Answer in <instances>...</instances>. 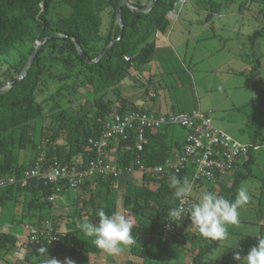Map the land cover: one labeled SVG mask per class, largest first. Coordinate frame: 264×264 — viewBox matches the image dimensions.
Segmentation results:
<instances>
[{
  "label": "trees",
  "instance_id": "16d2710c",
  "mask_svg": "<svg viewBox=\"0 0 264 264\" xmlns=\"http://www.w3.org/2000/svg\"><path fill=\"white\" fill-rule=\"evenodd\" d=\"M57 1L0 0V64L16 50L29 48L23 64L24 72L17 70V75L9 81L14 85L0 92V181L34 167L37 158L42 154L45 155L46 164L59 162L78 167L85 166L95 158V150L89 140L101 134L107 117L113 113L138 109L123 99L122 85L129 74L152 61L155 52L154 39L157 34L166 35L169 32L170 21L167 15L178 0H158L151 10L147 9L155 0L144 5L135 1L136 9L141 12L123 6V31L116 20V11L122 0H61L62 6L68 9V13L64 15L56 13L55 9H58L59 4ZM209 2L213 6V0ZM215 11L213 6L209 17ZM103 12L110 16L106 34L102 33ZM259 14H263V24L251 36L253 42L264 37V4L257 13L258 16ZM74 40L78 42L84 56L80 55ZM40 41L44 43L28 67L29 57L35 50L36 43ZM106 48L108 49L105 52ZM48 50L50 54L45 55ZM101 55L103 56L97 62H89ZM55 65L63 67L66 74L56 78L59 85L53 91L40 97L45 79L56 76L52 73ZM260 66L261 62L258 60L248 76L253 87H257L259 83L254 74ZM21 74L24 77L18 81ZM86 86H90L94 94L91 109L84 112L79 106L78 110L81 111L78 113H83L78 116L61 106V102L67 98L69 103H73L71 98L77 96L79 89ZM47 108L53 110L57 119L52 134L46 135L43 129L37 135L32 134V125L43 118ZM149 134L150 131L147 137ZM136 141L135 134H132L129 141L119 139L111 143L110 148L117 147L116 162L120 169L130 166L136 159ZM16 150L30 152L28 161H23V157L15 153ZM142 157L146 168H153L165 163L169 158V148L156 146L150 149L149 144H146ZM254 161L251 152L242 165L245 173H235L234 182L229 188L224 187L218 178L211 192L217 190L219 196L225 197L227 190L231 197L226 199L234 200L240 178L251 175L250 169ZM135 173L139 174L140 179L127 185L123 203L135 220L132 234L137 242L130 246V255L140 258L141 264H180L186 249L191 255V264H208L207 257L218 248L219 241L206 240L196 234L190 239L183 238L179 228H187L190 221L188 216L182 218L170 238L165 241L162 239L167 213L180 204L173 197L174 190L169 187V179L175 175L189 180V172L184 170L181 173L155 176L139 171ZM117 182L118 179L111 177L88 181L84 188L94 184L100 192H91L89 198L77 197L75 209L67 217L73 220L83 218L89 223L98 224L97 211L100 208L109 216L117 212ZM206 192L210 191L207 189ZM53 193L51 186L37 180L28 188L8 187L0 193V207L6 206L10 201L24 200L21 203L24 204L22 208L25 212L21 219H17V223L25 225L29 230L22 260L30 259L32 254H37V257L42 258L39 260H44L46 256L38 253V249L43 247L48 249L49 258L55 254L60 257V261L66 256L73 258L76 264H90L92 254L101 250L92 243L93 238L89 237L88 242L80 243L77 238L79 231L74 229L75 223L70 230L64 231L59 227L54 214L58 210L57 203L49 201ZM191 203L196 201L192 198L189 204ZM46 219H52L58 229L67 233L56 249L42 243L30 244V230L39 227ZM17 241L16 236L1 232L0 229V252L11 251Z\"/></svg>",
  "mask_w": 264,
  "mask_h": 264
},
{
  "label": "rangeland",
  "instance_id": "374dc122",
  "mask_svg": "<svg viewBox=\"0 0 264 264\" xmlns=\"http://www.w3.org/2000/svg\"><path fill=\"white\" fill-rule=\"evenodd\" d=\"M135 1L144 5L151 0ZM57 2L59 4L57 5L58 9H55L57 10L56 13L67 14L68 9L62 6L63 1L58 0ZM263 4L264 0H213L216 11L209 17L213 8L209 0H190L180 12L177 11L179 12L178 19L176 22L170 21V30L165 35V42L166 39H168L167 42L169 41L167 44L170 46L169 51L174 53L175 57L178 54L182 60H185L184 52L194 54L196 67L191 68V74H195L197 85L193 86V80H189L186 89L191 94L190 89L194 91L196 87L198 93L194 92L193 98L197 103L198 95L200 96L201 108L204 112L207 113L210 108L216 106L214 107L216 111L212 114L215 126L239 143L253 145V142L256 141L262 145V148L255 152L256 164L253 167V176L242 177L239 180V187L243 184L248 188L251 201L247 206L239 209V227L228 226L229 238L222 242L219 241L218 248L207 257L208 264H239L233 259L234 253L240 251V255L244 257L253 246L258 245V238H264V142L262 141L264 139V37L258 38L255 42L251 41V36L263 24V14L257 15L263 8ZM101 18L102 33L106 34L110 16L107 12H103ZM253 44L254 49L252 50ZM37 45L38 43L35 47ZM28 53L29 48H20L2 60L0 64V87L7 86L10 79L17 75V70L24 72L23 64ZM49 54L50 51L48 50L45 55ZM258 60L261 62V66L254 75L259 83L257 87H253L248 76L251 75ZM173 63L172 61L171 65ZM52 73L56 76L45 79L40 97L46 96L47 93L55 89L54 87L59 85L56 78L65 75L66 70L55 65ZM211 90L213 92L208 94ZM189 94L185 98L190 100L192 96ZM171 95L180 98L181 90L176 88L171 91ZM71 99L73 103H69L67 98L61 102V106L75 115H81L83 112L78 113L81 111L78 110L79 106L84 112L91 109L94 101L92 88L86 86L79 89L77 96ZM92 112L94 113L95 110ZM158 116L160 115L156 117ZM56 124L57 119L53 110L47 108L43 118L32 125L30 132L37 135L43 129L46 135H51ZM36 140L39 139L36 138ZM44 140L46 141V139ZM25 152L23 150L15 151L16 154L23 157V161L27 162L31 153ZM241 173H245V169H242ZM233 176L234 173H231L226 175L223 180L220 179L224 187L229 188L232 185ZM125 178L126 176H123L119 180L122 192L125 188ZM201 183L193 185V193L190 196V199L193 198L196 202L207 189L211 192L214 185L213 182L204 181ZM239 187L236 189V193ZM213 192L218 194L217 190ZM224 196L225 199L231 197L227 190H225ZM22 201L16 203L10 201L6 206L0 207L2 228L10 223L11 219L22 218V214L25 212L22 208L24 206ZM17 203L21 204L17 205ZM118 211L124 212L123 208L120 209V207H118ZM65 216H56L59 227L63 229L67 218ZM190 225L191 221H189L186 229L179 228L182 237L190 239L193 234L200 236L198 231ZM25 231L28 233L29 230L25 229ZM22 233L25 234L23 230H20L18 234L21 235ZM128 249L130 246L123 248L121 256L125 260L117 264L129 263L130 253ZM132 257L131 263L136 264V261L133 262L135 259L133 255ZM180 264H191V255L186 249L182 254Z\"/></svg>",
  "mask_w": 264,
  "mask_h": 264
},
{
  "label": "built area",
  "instance_id": "2783aa9c",
  "mask_svg": "<svg viewBox=\"0 0 264 264\" xmlns=\"http://www.w3.org/2000/svg\"><path fill=\"white\" fill-rule=\"evenodd\" d=\"M124 1L127 7L136 9L135 0ZM188 1L190 0H178L174 4V9L167 15L169 21L176 22L179 12ZM173 126L187 131L183 151L177 157L168 158L162 165L146 168L142 155L147 144V133ZM132 134H135L137 139L135 147L137 156L130 166L122 170L117 162L108 159V149L115 140L129 141ZM89 144L95 150V158L85 166L78 167L59 162L46 164L45 155L42 154L37 158L34 167L1 180L0 193L8 187L28 188L37 180L53 188L54 193L49 197V201L57 203L65 193L79 191L88 181L107 177L120 179L123 175H132L136 171L155 176L186 170L189 172V182L192 185L204 181L215 183L218 178L233 173L238 165H243L251 152L262 148L261 145H245L234 140L215 126L212 117L201 110L158 117L143 109L113 113L104 121L101 134L90 139ZM189 202L190 197L184 204L185 208ZM181 221L182 219L174 222L166 220L163 225V241L173 235ZM63 236H67V233L58 229L52 219H46L39 227L30 230L29 241L30 244L42 243L56 249ZM50 258L60 260L55 254Z\"/></svg>",
  "mask_w": 264,
  "mask_h": 264
},
{
  "label": "crops",
  "instance_id": "0c3cea01",
  "mask_svg": "<svg viewBox=\"0 0 264 264\" xmlns=\"http://www.w3.org/2000/svg\"><path fill=\"white\" fill-rule=\"evenodd\" d=\"M165 38H166L165 35L157 34L154 39L155 52L152 61L149 64L140 67L139 70L134 71L128 75V78L124 81L122 85L123 99H125L126 102L130 103L132 106H135L138 109H143L147 111L149 114L155 116L176 114L181 112L192 113L198 110L204 112L201 108L202 100L200 96L198 95L197 103H195L196 101H194L193 98L194 92L198 93L196 87L194 91H192L189 88L191 94H189V91L186 89L189 80L190 81L193 80V86L197 85L195 80V74L193 75L191 74V68L196 67L194 54L184 52L183 56L185 60H182L178 54L175 57L174 53H171L169 51L170 46L167 45L169 41L167 42L168 39H166L165 42ZM189 41H188V45H189ZM173 56L175 59L173 58ZM172 61L176 64L173 63V65H171ZM187 63L188 66H186ZM176 88L181 90L180 98L175 96L173 97L171 95V91H173ZM211 92H213V90L208 92V94ZM187 93L190 96H192L190 100L185 98L186 96H188ZM214 107L216 106H213L207 112L211 115V117L212 114L216 111V108ZM176 127L177 126L164 127L160 130L150 132L149 137H147V144H149L150 149L155 148L156 146H159L160 148L167 147L169 148V158L179 156L185 146L187 131L183 128H176ZM253 143L259 145L256 141H254ZM255 152L256 151L252 152L255 161L251 165L250 177L253 176V167L256 164ZM108 159L113 162H116L118 160L116 146H111V148L109 149ZM243 167L244 166L242 165H238L233 173L234 174L241 173V170L245 169ZM137 174L138 173H134L132 175H123L126 176L124 182L125 188L123 192L121 191L122 188H120V181H119L120 179H118V182L116 183L117 192H118V203H119L118 207H120V209L123 208L124 211L123 213L126 215H130L132 217L133 222L135 221L133 214L125 208L123 203H124V197H125L127 185L133 184L140 179L139 176L136 177ZM233 177H235V175ZM223 179L224 178H221V180ZM83 188H81L77 192H72V193L70 192L61 196L56 204L58 210H56L54 214L56 216L66 215L65 217H67V215L71 214V211H74L73 210L75 209L74 204H76L77 197H80L81 199L89 198L91 192H98V191L100 192V189L98 188L96 189V186L94 184L90 185V187L88 188L86 187L84 189ZM20 200L23 199H19V201ZM20 204L21 203H17V205ZM86 222L87 219L82 218V219L73 220L67 217L65 219V224H64L65 228L62 229L64 231L70 230L72 224L75 223L74 229L75 231L76 230L79 231L77 233V238L79 241H81L80 243L82 242L85 243L89 241V237H87L84 234V232L81 230L80 227H78V225H81ZM2 225L3 224H1L0 222L1 232L11 233L12 235L18 238V241L16 246L11 251L7 253L0 252V264H43V260L42 261L39 260L42 258L37 257V254L30 255V259L28 260L25 261L22 260L23 258L22 255L26 251L25 245H27L28 242V233H26L27 231H25V229L26 230L28 229L25 225H21L17 223V219H11L10 223H7L3 228ZM20 230H23L25 234L23 233L21 235L18 234ZM121 254L122 253L113 256L103 251L100 252L95 251L94 254H92L91 256L90 264H117L118 262H122L123 260H125V258H123ZM65 258H70L75 262L73 258L65 256L61 258V264H63ZM134 258L135 259L133 260V262L136 261L137 263L141 264L140 259H137L135 256ZM132 259L133 257L132 255H130V257L128 258V262L131 263Z\"/></svg>",
  "mask_w": 264,
  "mask_h": 264
},
{
  "label": "clouds",
  "instance_id": "9594fccd",
  "mask_svg": "<svg viewBox=\"0 0 264 264\" xmlns=\"http://www.w3.org/2000/svg\"><path fill=\"white\" fill-rule=\"evenodd\" d=\"M169 187L174 190L173 197L180 201V206L172 208L167 217L171 221L182 219L185 215L191 221L190 227L198 231L200 236L213 242L225 241L229 238L228 226L239 227V209L251 201L249 190L241 185L235 199L230 201L214 192H205L196 203L187 208L185 202L193 193V185L187 178L173 175L169 179ZM98 224L83 223L78 225L87 237L93 238L92 243L99 250L109 255H119L124 247L137 242L132 234L133 220L130 215L120 211L107 215L103 208L97 211ZM237 245V244H236ZM38 253L45 255L43 264H61L56 258L48 257V249L41 247ZM233 259L239 264H264V238H258V245L253 246L244 257L236 251ZM63 264H75L70 258H65Z\"/></svg>",
  "mask_w": 264,
  "mask_h": 264
},
{
  "label": "water",
  "instance_id": "95a60500",
  "mask_svg": "<svg viewBox=\"0 0 264 264\" xmlns=\"http://www.w3.org/2000/svg\"><path fill=\"white\" fill-rule=\"evenodd\" d=\"M157 2H158V0H155V1L152 3V5H150V7H148L147 10H151V9H153V8L157 5ZM123 6H126L124 0H122V1L119 3L118 8H117V11H116V20H117V22H118L119 24H121V30H122V31H123V26H122L121 8H122ZM134 11H136V12H141V10H138V9H135ZM121 36H122V35L120 34L119 38H121ZM74 41H75V44H76V46H77V49H78L80 55H81V56H84V54H83V52H82V50H81V48H80L78 42H77L76 40H74ZM113 42H114V41H113ZM43 43H44V41H40V42H38L37 47L35 48V50H34L33 53L31 54V56L29 57L28 67L31 66V64H32V62H33V60H34V58L36 57V55H37V53H38V51H39V49L41 48V46H42ZM107 49H108V48H106L105 52L107 51ZM103 55H104V54H103ZM103 55H101L98 59L93 60V61H89V62H90V63H95V62H97L98 60H100V58H101ZM24 75H26V72L24 73ZM24 75L21 74V75L19 76V78H18V81L22 80L23 77H24ZM13 85H14V83H9L7 86L0 87V92L4 91L5 89L11 88Z\"/></svg>",
  "mask_w": 264,
  "mask_h": 264
}]
</instances>
